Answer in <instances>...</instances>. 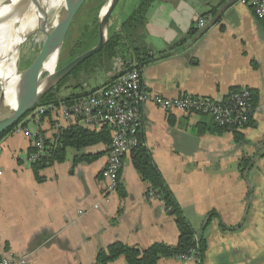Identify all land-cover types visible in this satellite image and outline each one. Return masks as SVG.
I'll return each instance as SVG.
<instances>
[{"label": "crops", "instance_id": "1", "mask_svg": "<svg viewBox=\"0 0 264 264\" xmlns=\"http://www.w3.org/2000/svg\"><path fill=\"white\" fill-rule=\"evenodd\" d=\"M226 2H152L140 41L155 60L141 70L142 89L166 99L214 100L232 89H249L257 110L249 126L236 130L245 143L236 144L229 130L213 132L208 117L153 104L140 107L139 131L183 216L205 241L203 264H264V20L236 2L195 38L198 20L211 21ZM113 64L103 83L83 82L65 97L107 83L122 70V63ZM58 108L45 118L30 113L22 123L51 140L54 127H66ZM0 147V256H23L26 264H94L100 249L117 242L140 250L155 243L176 245L173 217L155 194L146 196L148 184L129 154L121 160L120 187L110 194L104 177L107 145L67 150L64 162L39 171L41 182L31 163L19 159L30 147L23 134L6 135ZM79 155L98 157L74 164ZM244 160L251 164L242 172ZM113 264L125 262L120 257ZM156 264L184 263L168 258Z\"/></svg>", "mask_w": 264, "mask_h": 264}, {"label": "trees", "instance_id": "2", "mask_svg": "<svg viewBox=\"0 0 264 264\" xmlns=\"http://www.w3.org/2000/svg\"><path fill=\"white\" fill-rule=\"evenodd\" d=\"M94 1H98L97 6L95 7L98 13L104 2H99V0ZM152 2H154V0H142L131 15L121 24L118 32H111L108 30L107 41L102 50L74 69L55 88L48 92L36 107L58 108L62 105L70 104L73 100L88 96L90 93L94 92L95 89L83 92L82 94H70L66 97L59 95V93L68 80H72L73 83L71 84V89L75 91L81 86L80 84H82V82L80 83V81H78L82 74L91 75L102 69L107 70L108 66H110V68L112 67L111 63L113 60L117 59L119 63H122V70L102 86L108 85L121 74H125L132 69L141 71L146 65L154 62L155 59L149 55L145 43L140 41L141 28L145 23V15ZM214 14L215 9L211 11V15L214 16ZM84 31L85 32L82 34L78 42H76L68 52L70 60L96 44L98 33L97 20L92 25L87 26ZM59 65L62 66L63 64ZM110 68L107 72H109ZM251 94L252 97L250 104L254 108H257V97L254 93L251 92ZM30 113L24 116L14 127L4 132L0 136V141L6 135L10 134L17 125L21 124ZM47 115L48 113L45 112L40 118H45ZM251 119L252 117L244 127L250 125ZM139 128L137 132V143L129 151L131 164L140 179L148 184L146 196L152 191L158 199L163 202L168 214L173 217L178 232L177 243L174 247L162 243H155L143 250L136 247H129L118 242L113 243L98 251L94 264H113L120 257L124 259L125 264H156L161 259L176 258L179 255L186 254L191 249H195V256L199 257L203 264L205 241L202 236L196 235L188 221L183 216L181 209L176 204L169 188L156 168L151 154L146 148L143 138L140 135ZM202 128L203 127L200 125L196 127L198 132H200ZM228 130L233 134L236 144L241 145L245 143L243 136L237 133L236 129H227L213 124V132L220 134ZM109 143L110 129L108 127L103 126L99 130L90 131L82 126L72 125L58 129L51 140L45 139L41 153H38L40 151L35 150L30 142L27 155H31L32 153L39 155L37 160L31 163V169L36 181L41 182L43 178L39 176V171L52 166L55 163L64 162L67 150H73L75 153H79L87 147L97 144L108 146ZM97 157L98 155L75 156L74 164L79 162L89 163L94 161ZM250 164V160L242 161V172L246 170ZM119 187L120 183H118L117 190ZM211 216H213V214H210V217Z\"/></svg>", "mask_w": 264, "mask_h": 264}, {"label": "built area", "instance_id": "3", "mask_svg": "<svg viewBox=\"0 0 264 264\" xmlns=\"http://www.w3.org/2000/svg\"><path fill=\"white\" fill-rule=\"evenodd\" d=\"M237 3L249 7L255 18L264 20V0H237ZM207 19L198 20L196 29L202 28ZM252 94L247 88L230 90L221 100L207 97L182 95L176 99H166L158 95L148 94L142 89L141 71H131L119 75L111 83L101 86L88 96L73 100L70 104L62 105L57 109L63 125H79L90 131L99 130L105 126L110 129V143L107 151V163L104 177L107 181V193H114L117 189L118 174L121 160L129 154L131 148L137 143V132L140 127V107L144 104H153L164 111L179 110L187 114L201 115L211 119L218 127L240 130L248 120L253 117L257 108L250 104ZM52 107H36L31 114L41 117ZM58 127H54V134ZM12 134H23L41 153L44 137L40 133L30 132L23 126L17 125ZM0 147V155H1ZM38 154L22 155L20 160L32 163L37 160ZM151 191L149 198L154 197ZM93 205V209H98ZM184 264H202L195 256V249L176 257ZM23 256L6 253L0 256V264H26Z\"/></svg>", "mask_w": 264, "mask_h": 264}, {"label": "water", "instance_id": "4", "mask_svg": "<svg viewBox=\"0 0 264 264\" xmlns=\"http://www.w3.org/2000/svg\"><path fill=\"white\" fill-rule=\"evenodd\" d=\"M17 0L13 3L11 0L5 1L6 9L0 15V25H2L16 9ZM87 0H64V7L58 13V19L54 27L48 25L47 14L41 0L39 1L38 13L40 21L38 30L45 39L42 46L30 63L22 70L16 66L17 81L14 86V107H8L5 99L4 82L0 80V136L8 129L14 127L24 116L30 113L39 104L41 99L55 88L64 78H66L74 69L84 61L97 54L104 47L109 30L110 17L118 4L119 0H106L97 15V42L87 51L75 56L66 64L60 66L59 60L63 51L66 37L73 20ZM237 0H228L217 12L211 21H208L202 28L198 29L196 39H198L210 26L215 24L222 12ZM32 34V33H31ZM30 34V35H31ZM22 39L17 45L20 46L30 36ZM55 56L56 66L52 72L45 69V65Z\"/></svg>", "mask_w": 264, "mask_h": 264}, {"label": "bare ground", "instance_id": "5", "mask_svg": "<svg viewBox=\"0 0 264 264\" xmlns=\"http://www.w3.org/2000/svg\"><path fill=\"white\" fill-rule=\"evenodd\" d=\"M6 0H0V15L5 11ZM15 3L17 0H11ZM40 0H22L9 18L0 25V80L4 82L5 99L8 107H14V86L17 81L16 65L19 42L38 30ZM46 12L48 25L54 27L58 13L64 7V0H41ZM29 40V39H28ZM56 66L55 56L44 67L52 72ZM33 154V153H32Z\"/></svg>", "mask_w": 264, "mask_h": 264}, {"label": "rangeland", "instance_id": "6", "mask_svg": "<svg viewBox=\"0 0 264 264\" xmlns=\"http://www.w3.org/2000/svg\"><path fill=\"white\" fill-rule=\"evenodd\" d=\"M105 2L106 0H99ZM142 0H119L118 4L116 5L111 17H110V26L109 30L111 32L114 31L116 26L119 24V26L131 15V12L137 7V5ZM98 1L94 0H87L84 5L81 7V9L76 14L72 25L70 26V29L68 31L65 45L63 48V51L60 56L59 64H66L69 62L68 52L70 48L78 42L82 34L85 32V28L87 26L92 25L97 20V10L95 7L97 6ZM29 39V40H28ZM45 37L44 35L36 31L32 33L26 41L20 46L18 50V61H17V69L22 70L30 65V63L34 60L36 55L38 54L42 43L44 41ZM115 62H119L117 59L113 60L111 65L115 66L116 64H113ZM110 65V64H109ZM110 66H108L107 70H99L98 72H95L91 75L82 74L80 79V83L85 82L89 83L90 86H94L98 83H103L105 79V74L107 73ZM84 76V77H83ZM83 77V78H82ZM82 78V79H81ZM97 79V80H96ZM96 80V81H95ZM77 81V82H78ZM72 80H68V82L65 84L63 88H61L59 95L65 96L64 94L68 93L69 91H74L71 89ZM82 85V84H80ZM250 165L246 168L248 169Z\"/></svg>", "mask_w": 264, "mask_h": 264}]
</instances>
